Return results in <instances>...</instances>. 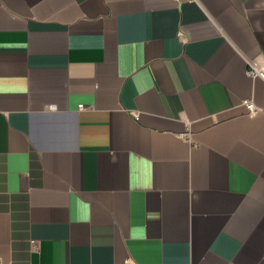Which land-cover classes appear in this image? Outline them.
I'll return each instance as SVG.
<instances>
[{
    "label": "crops",
    "instance_id": "obj_1",
    "mask_svg": "<svg viewBox=\"0 0 264 264\" xmlns=\"http://www.w3.org/2000/svg\"><path fill=\"white\" fill-rule=\"evenodd\" d=\"M251 61L264 0H0V264H264Z\"/></svg>",
    "mask_w": 264,
    "mask_h": 264
},
{
    "label": "built area",
    "instance_id": "obj_2",
    "mask_svg": "<svg viewBox=\"0 0 264 264\" xmlns=\"http://www.w3.org/2000/svg\"><path fill=\"white\" fill-rule=\"evenodd\" d=\"M246 73L249 76H261L264 78V64L260 65L255 61L248 62ZM243 103L247 108L249 114H253L255 112L256 107L251 100H244ZM184 135L188 137V133H184ZM31 243H33V240H31Z\"/></svg>",
    "mask_w": 264,
    "mask_h": 264
}]
</instances>
